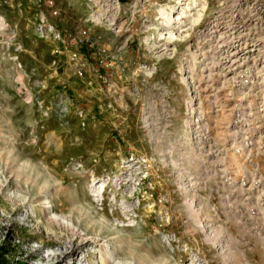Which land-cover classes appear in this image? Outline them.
I'll return each instance as SVG.
<instances>
[{"label":"rangeland","instance_id":"1","mask_svg":"<svg viewBox=\"0 0 264 264\" xmlns=\"http://www.w3.org/2000/svg\"><path fill=\"white\" fill-rule=\"evenodd\" d=\"M48 1L0 0V242L28 264H264V0ZM84 28L109 57L84 47L81 76Z\"/></svg>","mask_w":264,"mask_h":264},{"label":"built area","instance_id":"2","mask_svg":"<svg viewBox=\"0 0 264 264\" xmlns=\"http://www.w3.org/2000/svg\"><path fill=\"white\" fill-rule=\"evenodd\" d=\"M48 3L50 5L53 4V0H49ZM53 14L56 15L57 12L54 10ZM39 31L43 35L54 36V38L56 39H61L60 33L57 32L56 30L52 29L50 30L51 31L50 33L47 32L45 20H41V23H39ZM72 44L74 48L70 50L69 57L77 65V71L81 76L84 74V72L90 70L91 67L90 63L85 61L84 58L82 57V49L84 47H88L93 51L92 56L96 60L98 66H107L108 64L107 58L109 57V50L107 46L96 42L94 38L91 36L89 30H87L86 28L80 30L79 35L72 41ZM54 52L60 54V51L58 49H56ZM99 76L101 78H104V76L100 73Z\"/></svg>","mask_w":264,"mask_h":264},{"label":"trees","instance_id":"3","mask_svg":"<svg viewBox=\"0 0 264 264\" xmlns=\"http://www.w3.org/2000/svg\"><path fill=\"white\" fill-rule=\"evenodd\" d=\"M15 253L16 247L11 240L0 242V264H28L26 261L17 259Z\"/></svg>","mask_w":264,"mask_h":264},{"label":"bare ground","instance_id":"4","mask_svg":"<svg viewBox=\"0 0 264 264\" xmlns=\"http://www.w3.org/2000/svg\"><path fill=\"white\" fill-rule=\"evenodd\" d=\"M55 216H56V217H59L61 220L65 221L66 224H69V225H68L69 228H70V226L72 225V221L69 220V219H67V217H60V216H58L56 213H55ZM60 222H61V221H60ZM89 242H90V241H88V243H89ZM88 243H87V244H88ZM90 243H91V242H90ZM77 252H78V248H77V249H74V251H73L72 253L67 254V255L65 256V257H66L65 262L73 261V259L75 258ZM233 257H234V256H233ZM238 260H241V259L238 258Z\"/></svg>","mask_w":264,"mask_h":264}]
</instances>
